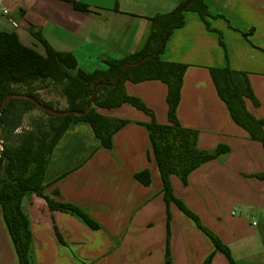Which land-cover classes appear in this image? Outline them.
I'll return each instance as SVG.
<instances>
[{
    "label": "crops",
    "instance_id": "obj_1",
    "mask_svg": "<svg viewBox=\"0 0 264 264\" xmlns=\"http://www.w3.org/2000/svg\"><path fill=\"white\" fill-rule=\"evenodd\" d=\"M0 0V30L14 32L23 44L45 54L40 33L56 50L71 52L81 69L106 70L107 59L140 51L153 17L183 0ZM211 29L196 12L166 42L162 59L186 64L177 117L197 130L198 146L229 151L202 164L184 184L172 175L175 195L202 224L226 244L236 264H264V146L232 118L220 98L210 68L246 72L255 106L264 119V0H204ZM224 45L220 43V34ZM130 95L143 99L158 123H168V86L160 80L126 82ZM130 120L101 146L88 123L69 127L55 147L45 176V193L81 207L97 222L52 210L42 196L22 200L32 231L33 264H231L211 238L175 203L163 197V183L149 133L151 117L129 103L100 110ZM149 170L150 185L137 178ZM57 190L60 197L53 195ZM168 213L170 222L168 225ZM61 239H60V236ZM169 247L170 260H167ZM0 264H20L0 206Z\"/></svg>",
    "mask_w": 264,
    "mask_h": 264
},
{
    "label": "trees",
    "instance_id": "obj_2",
    "mask_svg": "<svg viewBox=\"0 0 264 264\" xmlns=\"http://www.w3.org/2000/svg\"><path fill=\"white\" fill-rule=\"evenodd\" d=\"M72 1L76 8L85 9L80 3ZM189 11L198 13L208 29H211L207 18L212 15L205 1L183 0L173 10L151 17V32L140 51L123 59H107L106 70L92 72L81 69L71 52L54 49L40 33H36V36L44 45L45 54L23 44L16 33L0 30V106L7 95L25 93L59 110L41 99L39 94L43 87L54 85L62 90L67 102L66 110L84 111L95 94L94 87L98 85L95 100L86 113L56 115L39 108L46 116L42 123L22 134L17 144H5L1 150L0 206L20 264H33L31 257L33 236L29 218L22 206V200L27 194L35 193L42 196L52 210L72 213L90 227L94 229L99 227L81 207L47 195L44 181L55 147L73 124L88 123L100 140L101 146L111 149L114 134L130 120L111 118L100 110L116 108L123 103H129L151 117V120L143 125L150 136L167 205L175 203L211 238L216 250L224 253L231 264H236L229 247L213 231L205 227L199 216L175 195L171 180L172 175H177L184 184H188V176L192 171L229 151L226 145H219L214 151L199 148L198 131L183 127L177 117L184 74L188 66L167 62L162 59V53L172 33L185 25L186 12ZM219 34L220 43L224 45L222 32L219 31ZM124 66H126L124 71L114 83ZM210 74L233 120L244 128L252 139L260 141L264 146V119L254 116L247 106V100H251L255 106L260 105L247 73L226 66L212 67ZM148 80H160L168 86L169 122L166 124L158 123L154 111L143 99L130 95L126 90L127 81L140 83ZM34 108L38 107L27 98L13 96L7 100L5 106L0 109V125L6 138H12L25 113ZM255 176L264 179V172ZM136 178L144 185L151 183L149 170L138 172ZM53 195L60 197L57 190L53 191ZM170 218L168 213V225ZM213 255L207 258L206 264L211 263ZM167 260L168 262L170 260L169 247Z\"/></svg>",
    "mask_w": 264,
    "mask_h": 264
},
{
    "label": "rangeland",
    "instance_id": "obj_3",
    "mask_svg": "<svg viewBox=\"0 0 264 264\" xmlns=\"http://www.w3.org/2000/svg\"><path fill=\"white\" fill-rule=\"evenodd\" d=\"M41 99L46 102L51 103L54 107L59 109H65L67 106L66 99L62 93L60 87H55L54 85H48L39 90ZM45 113L39 108H34L23 116L21 125L13 132L12 138H6L5 133L2 130L0 125V145L8 144L15 145L17 144L19 137L27 131H30L36 126L40 125L45 119Z\"/></svg>",
    "mask_w": 264,
    "mask_h": 264
},
{
    "label": "water",
    "instance_id": "obj_4",
    "mask_svg": "<svg viewBox=\"0 0 264 264\" xmlns=\"http://www.w3.org/2000/svg\"><path fill=\"white\" fill-rule=\"evenodd\" d=\"M128 65H130V64H128ZM125 67H126V66H124V67L122 68L121 72L119 73V75H118V77L116 78V80L114 81V83L118 80V78L120 77V75H121L122 72L124 71ZM101 84H106V83H101ZM97 87H98V85H96V86L94 87L95 94H94V96L91 98V100L89 101V103H88V105H87V107H86V109H85L84 111H79V110H66V109H59V110H58V109H55V108H51L50 106H48V105L42 103L40 100L36 99L34 96H32V95H28V94H25V93H21V94H19V93H13V94H9V95H7V96L5 97V99H4L3 103H2V105L0 106V109H2V108L5 106L7 100H8L10 97H13V96H19V97H23V98H27V99L31 100L32 102H34V103L36 104V106H37L38 108H40L41 110H44V111H46V112H49V113H51V114H56V115H65V114H71V113H74V114H84V113H86V111L91 107L92 103H93L94 100H95Z\"/></svg>",
    "mask_w": 264,
    "mask_h": 264
},
{
    "label": "built area",
    "instance_id": "obj_5",
    "mask_svg": "<svg viewBox=\"0 0 264 264\" xmlns=\"http://www.w3.org/2000/svg\"><path fill=\"white\" fill-rule=\"evenodd\" d=\"M3 149V145H0V153H1V150Z\"/></svg>",
    "mask_w": 264,
    "mask_h": 264
}]
</instances>
